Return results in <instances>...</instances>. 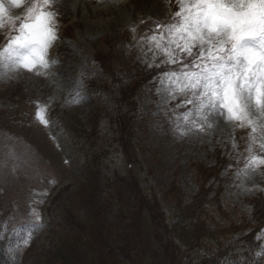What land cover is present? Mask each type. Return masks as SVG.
Masks as SVG:
<instances>
[{
	"label": "rangeland",
	"instance_id": "rangeland-1",
	"mask_svg": "<svg viewBox=\"0 0 264 264\" xmlns=\"http://www.w3.org/2000/svg\"><path fill=\"white\" fill-rule=\"evenodd\" d=\"M5 7L0 51L19 34L26 14L7 0ZM178 7L177 0H51L45 11L55 14L57 39L47 49L48 67L37 64L29 71L18 57L0 55L3 262L29 264L57 233L81 228L87 212L99 225L95 264H119V256L125 264H146L151 246L145 233L138 234L144 215L136 218V192L155 197L161 209L152 208L150 214L159 210L171 221L177 209L169 199L180 196L190 202L204 187L219 192L229 217L240 222L224 239L252 236L260 244L257 254L264 251V165L248 167L251 155L264 157L259 129L253 142L250 127L228 120L226 110L205 122L197 112L199 100L191 90L181 93L174 82L192 70L185 68L188 58L168 63L150 40L164 33L157 22L169 25L180 19L174 16ZM167 41L165 36L162 43ZM125 63L131 66L129 74L141 75L138 85L122 73ZM113 73L121 86L110 82ZM38 107L46 109L47 126L35 118ZM149 113L158 117L140 129ZM91 170L98 172L99 182L112 181L114 194L105 207L99 196L86 200L91 191L80 187ZM76 200L81 211L74 207ZM108 207L111 212L99 213ZM213 214L226 224L223 215ZM104 235L111 240L109 249L101 248ZM183 243L177 241L175 251L157 243L158 258L163 264H188L184 256L197 250ZM206 248L216 250L213 239Z\"/></svg>",
	"mask_w": 264,
	"mask_h": 264
},
{
	"label": "snow or ice",
	"instance_id": "snow-or-ice-1",
	"mask_svg": "<svg viewBox=\"0 0 264 264\" xmlns=\"http://www.w3.org/2000/svg\"><path fill=\"white\" fill-rule=\"evenodd\" d=\"M7 3L23 8L26 14L20 18L19 34L9 37L0 55L7 53L9 59L18 57L17 62L29 71L37 64L47 68V49L57 39L55 14L45 11L51 0H33L30 5L25 0ZM177 3L174 16L180 19L169 25L157 22V28H163L164 33L158 32L150 40L168 63L177 60L183 63V58H188L185 68L192 70L183 71L174 81L179 91H192L200 102L197 112L205 122L208 116L223 115L226 110L228 120L239 121L242 128L250 127L253 142L256 140L253 134L259 129L260 147L264 148V0H177ZM8 11L5 0H0V27L4 26ZM165 36L167 44L162 43ZM35 118L45 126L49 123L44 107H38ZM258 165H264V157L251 155L248 167Z\"/></svg>",
	"mask_w": 264,
	"mask_h": 264
},
{
	"label": "trees",
	"instance_id": "trees-1",
	"mask_svg": "<svg viewBox=\"0 0 264 264\" xmlns=\"http://www.w3.org/2000/svg\"><path fill=\"white\" fill-rule=\"evenodd\" d=\"M125 65L126 63L121 66V69L124 68L122 73L124 76L128 77V82H130V84L133 83V85H138L139 76L141 75L136 72L134 74H129L131 72V66ZM102 68H104V66H102ZM113 76L111 77L112 79L110 82L113 83L114 86H121L119 76L114 73ZM145 116L147 119L145 120L142 118V121L139 122L140 129L145 127L149 128L151 123L150 120L152 118L154 119V117L157 118L158 114L149 113ZM99 177L100 175L98 172L91 170L87 175L85 182L80 184V187L87 186L86 189L88 188V190L91 191V195L87 196L86 200H89L94 196H99L104 201L103 203H105V207L110 194H114L113 188L110 184L112 181L110 180V183L99 182ZM78 185H76V187ZM80 187L76 189H80ZM170 189L165 191V199H168L167 195L168 192H171ZM73 191L74 190L70 191L72 195L74 194ZM178 191L180 192V189ZM216 192L217 191H210V188L204 187L196 193L195 197H193L194 200L191 199L190 202L185 200L182 201L180 196L171 197L169 201L173 202L174 209H177L175 217L171 221H167L159 210L158 215L150 214L149 211L152 208L161 209L160 202H158L155 197L150 199L145 194H141L140 190L136 192L135 196L139 197V200H136L135 198L137 203L134 208V212L136 211L137 213L136 218L142 219V216L144 215V224L142 225L144 229L141 231L139 230L138 234L141 235L140 232L145 233V240H147L148 244L151 246L147 253L146 264H163L161 258H158L159 254L156 252L159 248V244L162 245L163 249L168 248L175 251V249H177V241L181 243L182 241H185V244L183 243L182 247L183 245H192L194 249L197 250L195 253L188 250L192 253L188 255L187 252V256H184L188 264H207L211 259L210 264H264V251L259 255L257 254L260 244H257L254 241V237L244 236L243 238H237L234 240L228 238L227 240L224 239V237H228V234L232 233L234 229L239 226L240 222H237L231 215L229 217V210L225 208L222 199H220L221 195L218 194L219 192ZM154 204H157V206L155 207ZM150 205L153 206L150 207ZM124 206L122 205V207ZM74 207L77 209L80 208L81 211L82 207H80V202L77 200L76 203H74ZM102 209L103 210H100L99 213L101 211L104 213L112 211V209L111 211L109 210L110 207ZM215 211L224 216L226 224L216 221V217L213 214ZM86 213L87 212L82 213L85 223L83 224L82 221L83 226L81 228H68L66 231H60L55 236L53 235L54 237L52 236V239H49V241L39 248L35 254L33 253L29 264H95V255L100 253L97 247V245H99V240L96 239L100 234L99 231H97L99 225L95 222V218H92L91 215H86ZM153 217H159V220L154 219ZM146 221H148V224H146ZM246 235L250 234L247 233ZM208 239L214 240V244H216L215 251H207L206 247ZM110 241L111 240L104 235L101 248H104L103 245H105L109 249L112 246ZM172 247H174V249ZM230 255L231 258L229 259L228 257ZM239 255H241V258ZM3 256L4 253L2 252V249H0V264H22V262L18 263L9 259L3 262ZM120 257L121 256L117 258L118 263L125 264V262L122 263L123 261ZM141 264H144V262L142 261Z\"/></svg>",
	"mask_w": 264,
	"mask_h": 264
}]
</instances>
